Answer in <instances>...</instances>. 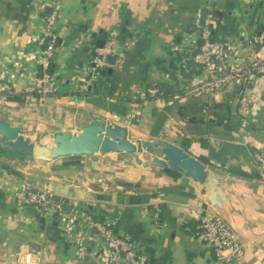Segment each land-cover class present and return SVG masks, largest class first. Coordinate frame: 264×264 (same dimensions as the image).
I'll use <instances>...</instances> for the list:
<instances>
[{
	"label": "crops",
	"instance_id": "1",
	"mask_svg": "<svg viewBox=\"0 0 264 264\" xmlns=\"http://www.w3.org/2000/svg\"><path fill=\"white\" fill-rule=\"evenodd\" d=\"M215 9L219 21L212 19ZM52 11L60 23L49 66L57 89L25 99L24 89L39 84L35 38ZM205 26L214 40L240 43L239 61L264 57V40L252 51L245 48L252 35L264 33V0H0V118L35 143L104 122L126 127L132 140L158 137L180 146L227 186L245 247L243 258L229 264H264V78L253 79L252 98L241 113L235 88L191 92L199 76L192 46ZM112 34L117 45L107 71L91 72L96 43ZM216 103H227L228 110ZM216 115L232 126L225 120L209 126ZM138 154L150 162L158 152ZM23 178L76 201L84 214L115 218L114 230L146 264H220L199 235L200 217L217 212L201 184L164 167L138 165L126 152L68 155L45 164L0 153V264H105L95 232L85 237L81 221L70 236L55 215L18 203L15 190Z\"/></svg>",
	"mask_w": 264,
	"mask_h": 264
},
{
	"label": "built area",
	"instance_id": "2",
	"mask_svg": "<svg viewBox=\"0 0 264 264\" xmlns=\"http://www.w3.org/2000/svg\"><path fill=\"white\" fill-rule=\"evenodd\" d=\"M59 26L56 11L44 17L43 27L35 38L39 52L34 59V67L39 72V84L35 88L24 89L25 99H32L34 91L42 96L52 94L57 89L58 81L49 72V66L58 38ZM45 40H48L47 43L44 42ZM116 40L117 36L112 34L102 46L94 50L88 70L96 72L108 65V57L116 49ZM195 40L199 43L192 46L191 58L199 69V76L192 83L191 92L196 95H207L235 88L238 90L237 111L241 113L252 98L253 79L264 78V57H254V54H251L250 59L239 61L240 43L230 39H211L210 29L207 26L197 31ZM263 40L264 33L252 35L245 47L246 50L252 51L253 46ZM2 88L9 91V84L2 82ZM152 91L155 93L158 89L154 88ZM15 196L21 206L31 207L38 215H55L61 227L70 236L76 234L74 227L79 221L85 237H90L89 230H93L96 236V252L104 259L105 264H146L143 259H135L136 256L128 239L114 230L115 218L95 219L91 215L82 213L76 201L57 198L48 189L35 186L25 178L21 179L16 187ZM65 205L71 207L69 210L71 212L65 209ZM199 235L220 264L239 261L244 256L245 247L242 239L218 212H205L200 217Z\"/></svg>",
	"mask_w": 264,
	"mask_h": 264
},
{
	"label": "water",
	"instance_id": "3",
	"mask_svg": "<svg viewBox=\"0 0 264 264\" xmlns=\"http://www.w3.org/2000/svg\"><path fill=\"white\" fill-rule=\"evenodd\" d=\"M207 13L206 4L200 9V25H205ZM220 18L221 12L217 9L213 10V21H219ZM96 44L102 46L103 40ZM152 149H156L158 154L151 156L150 162L143 160L138 154L141 150L150 152ZM108 152H126L138 165L164 167L200 183L204 197L225 222L238 233L225 191L227 186L213 169H206L202 161L176 144L158 137L132 140L128 136L126 127L104 122L86 124L75 133L68 129L55 132L52 138L35 143L30 137L24 135L20 126L12 125L9 121L0 118L1 154L10 153L31 162L45 164L62 156Z\"/></svg>",
	"mask_w": 264,
	"mask_h": 264
},
{
	"label": "trees",
	"instance_id": "4",
	"mask_svg": "<svg viewBox=\"0 0 264 264\" xmlns=\"http://www.w3.org/2000/svg\"><path fill=\"white\" fill-rule=\"evenodd\" d=\"M212 36H213V34L212 35H210V37H211V39H212ZM57 43V42H56ZM101 73H105L106 71H107V69H104L103 67L102 68H100V70H99ZM160 90H162V87H160ZM56 92V91H55ZM55 92H53V93H55ZM52 93V94H53ZM36 94V93H35ZM216 108H224V109H227L228 110V104L227 103H216L215 105H214ZM192 120V119H191ZM194 121H200L201 119H193ZM226 121L225 123L226 124H228V126H232V123H230V120L231 119H228V118H225L224 116H214V117H209V119L207 120V123H208V125L209 126H212L213 124H219V123H221L222 121ZM224 134H221V136H223ZM202 144H204L205 145V142L202 140ZM252 175H253V173H252ZM95 219H98V218H96V217H94Z\"/></svg>",
	"mask_w": 264,
	"mask_h": 264
}]
</instances>
